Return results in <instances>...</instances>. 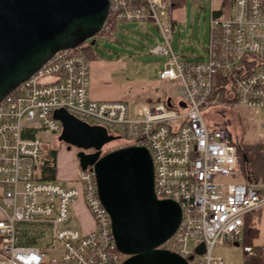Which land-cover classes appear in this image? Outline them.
Masks as SVG:
<instances>
[{"label": "built area", "instance_id": "1", "mask_svg": "<svg viewBox=\"0 0 264 264\" xmlns=\"http://www.w3.org/2000/svg\"><path fill=\"white\" fill-rule=\"evenodd\" d=\"M178 1L109 0L99 32L112 23H152L163 43L148 53L164 57L158 79L169 82L175 96H158L134 115L120 101L91 99L89 62L81 46L54 51L2 96L0 264H120L124 260L115 247L92 169L82 171L77 166L74 185L69 187L46 180L58 165L53 160L42 162L45 145L38 134H60L61 124L53 118L57 109L104 128L114 138L101 147L100 155L112 151H105L111 144L149 151L156 197L174 201L181 211L175 233L161 249L176 253L187 264H227L214 258L212 249L238 241L245 217L264 209V181L242 175L228 131L209 127L203 114L218 105L217 95L212 94L215 73L221 72L230 76L229 102L224 103L251 111L249 122L257 123L255 138L264 141V62L247 73L243 64L248 56L264 61V0H185L210 5L204 58L195 61L175 55L170 46ZM214 1H219L217 8L212 7ZM76 198L91 220L88 232L68 226ZM201 244L199 255L195 251ZM242 249L241 264H251L247 259L257 253L251 246ZM49 252L58 254L49 259Z\"/></svg>", "mask_w": 264, "mask_h": 264}, {"label": "water", "instance_id": "2", "mask_svg": "<svg viewBox=\"0 0 264 264\" xmlns=\"http://www.w3.org/2000/svg\"><path fill=\"white\" fill-rule=\"evenodd\" d=\"M108 7L109 0H0V99L54 51L78 47L99 33ZM53 118L61 124L57 141L77 150L80 170L94 173L115 247L126 256L120 264H187L160 248L175 233L181 211L174 201L156 197L149 151L127 146L100 155L114 139L104 128L80 122L64 109L55 110ZM195 252L202 254L203 244Z\"/></svg>", "mask_w": 264, "mask_h": 264}, {"label": "rangeland", "instance_id": "3", "mask_svg": "<svg viewBox=\"0 0 264 264\" xmlns=\"http://www.w3.org/2000/svg\"><path fill=\"white\" fill-rule=\"evenodd\" d=\"M218 6L219 1L212 3L213 8ZM209 9L208 2H187L173 12L175 23L170 46L175 55L191 61L204 58V48L208 41ZM117 26L121 27L123 24L118 23ZM92 39L94 37L86 42L90 43ZM162 43L156 27L148 22H129L110 41L97 38L92 46L95 58L89 62V97L98 101H120L128 107L129 113L134 115L143 106L155 103L158 96H175L176 92L171 84L158 79V71L162 68L164 57L148 53L151 47ZM217 104L204 111V120L209 127L227 124L228 133L236 141H257V123L249 122L248 119L252 115L251 111L232 109L230 105L219 100ZM38 138L47 147L58 144L57 177L60 179L56 181L65 187L73 186V180L70 178L74 177L72 168L73 163L77 162L76 149L58 142L57 136L48 131L40 132ZM112 145L114 144L106 146L105 151L118 149ZM254 218L258 236L251 241L250 246L255 252L260 248L264 251V209L260 211L259 218ZM90 223L87 211L81 206L80 199L76 198L70 208L68 226L81 230ZM242 240L243 233L238 241L229 245H216L212 249V256L227 264H241L245 259ZM48 254L49 259H52L58 253Z\"/></svg>", "mask_w": 264, "mask_h": 264}, {"label": "trees", "instance_id": "4", "mask_svg": "<svg viewBox=\"0 0 264 264\" xmlns=\"http://www.w3.org/2000/svg\"><path fill=\"white\" fill-rule=\"evenodd\" d=\"M185 0L178 1L176 3V8H178L180 5L185 4ZM123 26L118 27L114 23L110 24L107 30L102 31L100 34L103 36L104 40H113L114 36L117 32H121L124 25L127 23H122ZM100 34H96L94 36L95 43L97 40V37L100 36ZM81 52L86 57L88 62H90L92 59L95 58L92 46L90 43H82L81 44ZM248 59H254L251 61H248ZM256 61V62H255ZM264 62L263 60L254 57V56H248L243 60V64H245V70L246 73L250 72L257 66L259 62ZM214 87H213V94L212 97H215L217 95V99L220 102H229V79L230 76L223 75L221 72H216L214 76ZM219 127H221L223 130L227 131V124H222ZM31 137V135H30ZM227 137L230 140V143L236 146L237 150V159L238 163L240 165L241 173L242 175H245L246 173L251 175L254 179L262 180L264 181V141H254V142H242V141H236L234 138H232V135L227 133ZM32 138V137H31ZM59 147L58 144L56 146L52 147H44V153L42 156V162L46 163L48 160H53L54 162H57V155H58ZM57 179V171L50 170L48 172V176L46 177V180L49 181H55ZM260 211H257L255 213H252L250 215H247L244 219V226H243V245L244 246H250L251 241L258 236L257 229L254 226L253 220L256 216L259 218ZM257 257L252 259H247V262L251 264H263L262 262V254H263V248H260L256 250ZM126 258V256H124Z\"/></svg>", "mask_w": 264, "mask_h": 264}, {"label": "crops", "instance_id": "5", "mask_svg": "<svg viewBox=\"0 0 264 264\" xmlns=\"http://www.w3.org/2000/svg\"><path fill=\"white\" fill-rule=\"evenodd\" d=\"M58 163V162H57ZM73 163V162H72ZM76 167H77V162L73 163V170H74V174H75V170H76ZM73 177H71L70 179H72ZM57 179H60V177H57ZM76 229V228H75ZM92 229V223H90V225L88 226H83V228L80 230V231H83V232H88ZM78 230V229H77Z\"/></svg>", "mask_w": 264, "mask_h": 264}]
</instances>
